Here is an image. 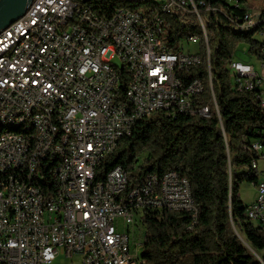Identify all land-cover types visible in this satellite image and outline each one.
Instances as JSON below:
<instances>
[{"label":"built area","instance_id":"obj_1","mask_svg":"<svg viewBox=\"0 0 264 264\" xmlns=\"http://www.w3.org/2000/svg\"><path fill=\"white\" fill-rule=\"evenodd\" d=\"M162 1L196 16L204 48L201 38L178 41L176 49L165 44L163 8L147 2L138 9L97 8L96 20H89L82 17V0H31L23 21L0 44L15 42L22 25L39 26L21 51L0 63V119L42 107L33 118L36 133L5 135L0 142V264H60L64 256H80V264H148L131 227L149 211L196 209L188 181L175 171L160 178L148 173L139 182L122 165L108 173L99 165L139 120L159 110L208 116L209 105L195 103L205 89L202 79L183 80V73L203 64V50L211 52L205 22L219 17L264 37V2ZM100 12L112 13V20L100 19ZM244 46L229 63L235 88L257 90L264 110V57ZM121 68L128 75L124 94ZM35 136H44L41 157L28 150ZM244 143L257 155L248 170L259 176L247 215L264 229V138ZM52 155L63 157L56 169L48 168ZM25 163H33L49 188L28 182Z\"/></svg>","mask_w":264,"mask_h":264},{"label":"trees","instance_id":"obj_2","mask_svg":"<svg viewBox=\"0 0 264 264\" xmlns=\"http://www.w3.org/2000/svg\"><path fill=\"white\" fill-rule=\"evenodd\" d=\"M165 16L171 48L176 49L178 41L193 34L200 35L205 47L194 14ZM205 25L210 58L203 50V64L189 69L185 79H202L205 89L195 103L209 105L210 114L168 115L159 110L139 120L99 170L108 173L122 165L130 179L139 182H144L148 173L160 178L175 171L188 181L195 210L165 211L162 215L149 211L142 217V257L148 264H264V229L249 219L248 205L239 193L243 182L256 185L259 178L248 170L257 155L245 148L244 139L264 138V110L257 90H236L229 68L241 44L264 57V37L256 38L254 30L219 17L213 16ZM120 73L124 94L128 75L124 68ZM143 155L144 164L139 166ZM136 168L139 173H134Z\"/></svg>","mask_w":264,"mask_h":264},{"label":"bare ground","instance_id":"obj_3","mask_svg":"<svg viewBox=\"0 0 264 264\" xmlns=\"http://www.w3.org/2000/svg\"><path fill=\"white\" fill-rule=\"evenodd\" d=\"M176 1V0H168ZM115 2H120L122 5H116ZM142 2H147L150 7L163 8V13H181L177 12V8L173 5L163 6L162 0H82V4H85L82 8V17H89V20H96L95 9L97 8H111L120 9L121 7H127L128 9H138L142 6ZM200 2H209V0H200ZM110 3V4H107ZM113 5V6H112ZM24 14L15 20L8 27L0 32V44L3 43L9 37L10 31L15 30L17 24L23 21ZM255 18H263V11H255ZM100 19L112 20V13L100 12ZM203 31V24L199 22ZM243 28V25H241ZM33 33H39V26L34 25H22L21 31H18V35L15 36V42H11L8 46L0 49V63L6 61L17 52L21 51V45L26 44V40H31ZM188 38H200V35L193 34ZM208 58H210V52H207ZM187 73H183V80ZM212 87V82L210 78ZM213 101L215 108L217 109V103L213 94ZM210 111V107H209ZM35 114H42V107H34V111H27L23 116H20L16 120L0 119V142H5V135L9 134H23V133H36V128H39V121H33ZM44 146V136H35L32 139V143H28V150L34 152V157H41V147ZM63 164L62 155H52L48 160V168L56 169L59 165ZM25 175H28V182L40 184V188H49V181H42V174L34 173L33 163H25ZM115 202H122V195H115Z\"/></svg>","mask_w":264,"mask_h":264},{"label":"rangeland","instance_id":"obj_4","mask_svg":"<svg viewBox=\"0 0 264 264\" xmlns=\"http://www.w3.org/2000/svg\"><path fill=\"white\" fill-rule=\"evenodd\" d=\"M261 1L264 2V0H261ZM115 3H116V5H118V4L122 5V4H120V2H115ZM162 39H163V42L165 44H168V34L166 32L162 35ZM189 48L191 50H195L197 48V44L191 45ZM242 48L246 49V46L242 45ZM115 62L118 64L122 63L119 58H116ZM144 157H145V155L141 156V158L138 162L139 166L144 164ZM134 173H139V169L136 168L134 170ZM239 193H240L241 199L243 200V202L246 205H250L253 201L256 200V197H257L255 185L251 182H248V181H245L240 185ZM117 223H118V225L119 224L122 225L123 220L117 219ZM121 229L123 230V226L121 227ZM131 229H132V234L135 235V240L142 242L143 241V235H144V226L140 225L139 223H136L135 225H133V227H131ZM142 252H143V247L140 246L139 247V254L141 255ZM57 262L60 264H80L81 263V257L80 256H74L71 258H67L64 256L62 258H59Z\"/></svg>","mask_w":264,"mask_h":264},{"label":"water","instance_id":"obj_5","mask_svg":"<svg viewBox=\"0 0 264 264\" xmlns=\"http://www.w3.org/2000/svg\"><path fill=\"white\" fill-rule=\"evenodd\" d=\"M31 0H0V32L21 17Z\"/></svg>","mask_w":264,"mask_h":264}]
</instances>
